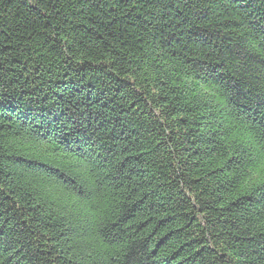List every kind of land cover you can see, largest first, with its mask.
Masks as SVG:
<instances>
[{
  "label": "trees",
  "instance_id": "16d2710c",
  "mask_svg": "<svg viewBox=\"0 0 264 264\" xmlns=\"http://www.w3.org/2000/svg\"><path fill=\"white\" fill-rule=\"evenodd\" d=\"M0 264H264V0H0Z\"/></svg>",
  "mask_w": 264,
  "mask_h": 264
}]
</instances>
